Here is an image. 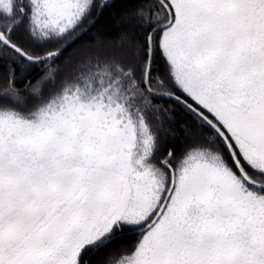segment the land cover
<instances>
[{
    "label": "snow or ice",
    "instance_id": "1",
    "mask_svg": "<svg viewBox=\"0 0 264 264\" xmlns=\"http://www.w3.org/2000/svg\"><path fill=\"white\" fill-rule=\"evenodd\" d=\"M0 264H264V0H0Z\"/></svg>",
    "mask_w": 264,
    "mask_h": 264
},
{
    "label": "trees",
    "instance_id": "2",
    "mask_svg": "<svg viewBox=\"0 0 264 264\" xmlns=\"http://www.w3.org/2000/svg\"><path fill=\"white\" fill-rule=\"evenodd\" d=\"M100 29L101 35L104 36L106 39H112L113 37L110 35V32L106 27H101L100 25L97 26ZM87 39V38H86Z\"/></svg>",
    "mask_w": 264,
    "mask_h": 264
}]
</instances>
